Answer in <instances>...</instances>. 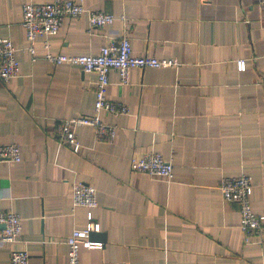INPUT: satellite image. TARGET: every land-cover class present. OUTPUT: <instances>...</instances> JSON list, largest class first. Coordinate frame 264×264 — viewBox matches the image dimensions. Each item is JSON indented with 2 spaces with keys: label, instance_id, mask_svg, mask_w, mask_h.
<instances>
[{
  "label": "crops",
  "instance_id": "crops-1",
  "mask_svg": "<svg viewBox=\"0 0 264 264\" xmlns=\"http://www.w3.org/2000/svg\"><path fill=\"white\" fill-rule=\"evenodd\" d=\"M30 1L51 0H0V37L13 40L21 64L0 82V145L22 153L20 162L0 159V207L23 218L0 264L14 249L27 250L30 264H67V239L87 222V209L73 206L78 182L97 188L94 215L106 234L92 237L101 249L82 247L81 264H264V236L246 242L239 205L219 188L224 177L249 175L264 213V0H81L116 20L91 28L88 15L66 17L49 49L35 41L34 55L22 26ZM123 36L134 55L179 64L133 68L129 84L112 70L108 96L129 112L101 114L117 126L113 140L77 127L75 152L58 126L94 113L98 75L46 54H97ZM148 152L173 162L172 179L131 170Z\"/></svg>",
  "mask_w": 264,
  "mask_h": 264
},
{
  "label": "built area",
  "instance_id": "built-area-1",
  "mask_svg": "<svg viewBox=\"0 0 264 264\" xmlns=\"http://www.w3.org/2000/svg\"><path fill=\"white\" fill-rule=\"evenodd\" d=\"M22 26L29 43L28 50L34 55V43L43 38L45 47L50 48L49 38L59 33L66 17L79 18L88 15L91 28H102L116 20L113 13L89 9L81 0H51L47 2L30 1L22 7ZM17 47L8 37H0V82L9 83L20 75L21 64L17 56ZM46 58L55 65L71 64L80 66L84 72H95L98 75L94 113L65 119L58 126L59 142L70 146L78 152L82 143L79 140L76 128L81 125L93 126L98 139L113 140L117 133V126L108 124L101 118L102 113L126 114L129 108L109 98L110 72L116 70L122 84H129L130 71L133 68H163L177 66L176 59H159L153 56H137L133 54L132 40L129 36L120 39H111L97 54H46ZM35 60V57L33 58ZM245 59L237 60L239 71L247 69ZM0 159L14 162L22 160L21 147L17 144L0 145ZM174 164L159 152H148L140 157H133L131 170L150 176H160L172 179ZM219 188L226 201L239 205L240 229L246 242L253 238L264 236V213H258L252 204L254 185L247 174L224 177ZM73 206L84 207L86 212V226L82 229H73L67 239V264H81V249H101L103 241L93 240L92 232H101V224L96 220L94 209L98 207L97 188L94 185L78 182L73 186ZM4 226V227H2ZM23 233V218L12 210H3L0 207V246L17 242ZM10 264H30V255L25 249H14L10 255Z\"/></svg>",
  "mask_w": 264,
  "mask_h": 264
},
{
  "label": "water",
  "instance_id": "water-1",
  "mask_svg": "<svg viewBox=\"0 0 264 264\" xmlns=\"http://www.w3.org/2000/svg\"><path fill=\"white\" fill-rule=\"evenodd\" d=\"M2 227H4V226H2ZM92 237H101V238H103L104 240H105V238H106V234L105 233H103V232H92L91 233V238Z\"/></svg>",
  "mask_w": 264,
  "mask_h": 264
}]
</instances>
